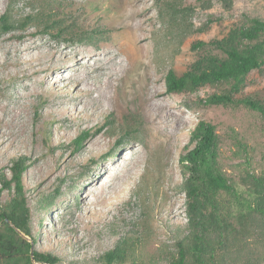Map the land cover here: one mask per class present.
Masks as SVG:
<instances>
[{"label": "rangeland", "instance_id": "obj_1", "mask_svg": "<svg viewBox=\"0 0 264 264\" xmlns=\"http://www.w3.org/2000/svg\"><path fill=\"white\" fill-rule=\"evenodd\" d=\"M56 1L75 35L0 29V174L9 179L12 161L27 159V238L55 264H100L130 234L142 241L146 264H170L189 231L179 157L190 131L200 120L215 127L221 171L235 183L234 138L264 164V117L241 104L205 103L227 85L167 93L164 76L223 56L211 43L264 20V0H174L182 23L171 29L160 24L156 0ZM38 2L0 0V17L10 11L19 20ZM236 97L264 105V71L251 72ZM82 130L90 136L73 151ZM153 183L158 196L143 202L137 189ZM12 196L3 189L0 206Z\"/></svg>", "mask_w": 264, "mask_h": 264}, {"label": "trees", "instance_id": "obj_2", "mask_svg": "<svg viewBox=\"0 0 264 264\" xmlns=\"http://www.w3.org/2000/svg\"><path fill=\"white\" fill-rule=\"evenodd\" d=\"M156 2L159 3L160 24L166 29L179 25L181 20L174 0ZM38 3L40 8L19 20L6 11L0 17L1 31L7 33L32 27L44 33L55 31L57 36L75 35L67 24V17L57 11L56 0H39ZM204 44L197 42L192 49ZM211 45L223 56L201 57L180 76L172 68L168 69L164 76L166 92L227 85L226 91L210 95L205 103L241 104L264 117L263 104L236 97L251 72L264 71V20L253 18L247 26L231 30L224 39ZM109 119L107 125L113 129L114 122ZM127 133L131 135L135 131L127 130ZM89 136L90 130L80 131L71 141L73 151H79ZM189 143L190 148L179 157L186 178L184 191L189 231L177 241L170 264H264V252L259 250L261 244L264 247V164L256 162L246 139L236 135L232 153L238 161L240 177L238 182L229 183L218 162L215 127L204 120L198 121L189 133ZM27 168V159L20 157L12 161L9 179L0 174V194L3 189H13L10 200L0 206V264H55L58 260L52 254L34 250L27 238L30 236V213L22 182ZM137 195L143 202L156 198V184L138 188ZM227 205H231L230 210H226ZM139 243L142 241L130 234L120 238L112 249L100 256V264H146L143 255H139Z\"/></svg>", "mask_w": 264, "mask_h": 264}, {"label": "bare ground", "instance_id": "obj_3", "mask_svg": "<svg viewBox=\"0 0 264 264\" xmlns=\"http://www.w3.org/2000/svg\"><path fill=\"white\" fill-rule=\"evenodd\" d=\"M60 53H61V52H60ZM62 54H63V52H62ZM63 56H64V55H63ZM112 56H113V55H112ZM64 58H65V57H64ZM64 58H63V59H64ZM75 58H76L75 55L70 56V59H73V60H74ZM75 60H76V59H75ZM76 64H78V62H76ZM76 64H75V65H76ZM95 70H97L96 67L93 68L91 71H95ZM91 71H90V72H91Z\"/></svg>", "mask_w": 264, "mask_h": 264}]
</instances>
